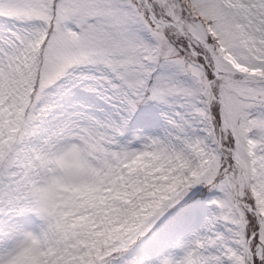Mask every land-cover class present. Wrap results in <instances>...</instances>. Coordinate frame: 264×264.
<instances>
[{"label": "snow or ice", "instance_id": "1", "mask_svg": "<svg viewBox=\"0 0 264 264\" xmlns=\"http://www.w3.org/2000/svg\"><path fill=\"white\" fill-rule=\"evenodd\" d=\"M141 145L183 188L113 264H153L193 189L203 227L163 264H264V0H0V264L58 188Z\"/></svg>", "mask_w": 264, "mask_h": 264}, {"label": "clouds", "instance_id": "2", "mask_svg": "<svg viewBox=\"0 0 264 264\" xmlns=\"http://www.w3.org/2000/svg\"><path fill=\"white\" fill-rule=\"evenodd\" d=\"M151 151L141 145L119 167L58 188L55 213L29 230L20 264H113L160 205L182 191L184 178ZM166 259L174 258L158 264Z\"/></svg>", "mask_w": 264, "mask_h": 264}, {"label": "rangeland", "instance_id": "3", "mask_svg": "<svg viewBox=\"0 0 264 264\" xmlns=\"http://www.w3.org/2000/svg\"><path fill=\"white\" fill-rule=\"evenodd\" d=\"M208 194L206 198H202L205 195V189L200 191L193 189L184 200L180 201L174 209H169L165 217H162V222L165 224L170 221L174 222V228L170 234L162 236L148 247L140 246L141 251L151 257L153 264H158L159 260L173 252L171 245L174 242L186 238L191 232L198 231L203 227L204 218L208 214L207 200L211 197V193ZM186 208L198 211L199 218L185 220L183 218V212Z\"/></svg>", "mask_w": 264, "mask_h": 264}]
</instances>
